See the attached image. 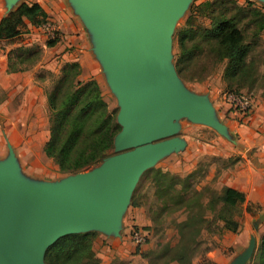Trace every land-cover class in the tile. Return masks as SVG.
<instances>
[{
	"label": "water",
	"instance_id": "obj_1",
	"mask_svg": "<svg viewBox=\"0 0 264 264\" xmlns=\"http://www.w3.org/2000/svg\"><path fill=\"white\" fill-rule=\"evenodd\" d=\"M16 0H7L10 10ZM93 38V51L119 101L114 153L62 180L23 174L12 146L0 159V264H45L60 237L101 229L119 234L140 175L177 152V120L211 125L227 136L207 97L190 93L168 63L173 24L188 0H69ZM251 240L233 264H246Z\"/></svg>",
	"mask_w": 264,
	"mask_h": 264
},
{
	"label": "rangeland",
	"instance_id": "obj_2",
	"mask_svg": "<svg viewBox=\"0 0 264 264\" xmlns=\"http://www.w3.org/2000/svg\"><path fill=\"white\" fill-rule=\"evenodd\" d=\"M201 1L203 0H188L184 10L174 21L168 52L170 66L174 65L178 53L177 33L183 28L190 6ZM247 1H252L254 6L264 11V0H237L239 4H245ZM21 2L36 1L16 0L14 6L8 10L7 0H0V19ZM196 23L206 26L209 21L205 18H198ZM15 24H17L16 33L11 37L0 39V52L8 54L19 46H26L40 48V58H43L45 54L50 56L51 53H54L55 55V52H52V47H46V49L41 46V44L46 43L48 36L39 27L28 26L26 19L15 22L14 18H11L10 25ZM247 38L250 39L249 32H247ZM204 50L207 51V48L204 47ZM250 57L253 59L254 68L256 66L258 70V75L252 83L245 81L242 85L241 82L238 89H235L236 86H233L232 89L227 86L222 77L223 63H218L214 68H211L212 60L206 52L192 60L189 69L183 74L184 78H180L181 84L190 93L207 97L215 109V115L219 121L230 122L233 116H231V109L229 108L230 103L227 101L229 93L241 90L251 93L255 102L264 101L262 86L264 77V30L256 38V44ZM63 64L59 63V67H55L57 71L53 74L45 69H40L36 73L37 76L41 75V78L44 79L38 83V97L37 93L33 92L38 103H20L24 96L23 91L13 90L12 92L11 90L0 89V159L7 157V143L11 146L13 144L16 146L26 144L23 149L26 168L40 177L37 178V181L55 182L71 174L60 172L54 162L47 158L42 151L43 143L49 133L46 91L52 87ZM84 71V76H81L83 81L90 78L95 79L108 110L115 109L118 113V98L109 86L101 66L98 67L95 61L90 62L88 60L85 62ZM190 74H199L201 77L191 79ZM177 123L179 127L175 136L183 140L181 147L183 150L160 156L153 166L140 175L122 213L119 234L116 235L101 229L94 230L96 235L91 247L94 257L99 260L100 264H113L116 260L117 262L114 264H163V261L170 257L169 253L163 258L164 260L153 259L154 253L164 245L174 246L178 243L181 236L180 224L190 215L206 220L204 223L196 221L195 226L190 230L193 237L199 241L198 245H194L197 248L194 254H189L190 264H233L235 259L245 251L251 240L254 239V250L246 262V264H252L259 237L264 231L262 206L246 202L245 194L238 193V191L229 196L233 201H237L235 218L237 226L232 231L223 229L221 222L216 219L213 212L207 207H202L200 202H206L212 195L216 196L226 186L224 172L231 169L235 170V165L239 161L248 162L247 164L254 161L258 156L254 155L253 152L258 151V148L245 147L242 143L234 145L237 141V133H233L228 128L225 137L215 127L201 122H191L185 117L179 118ZM261 148L260 150H263L264 146L261 145ZM113 153L112 149L110 155ZM156 169L169 172L180 178L189 175L187 180L190 185L189 191L187 194L182 190L181 192L184 197L186 196V199L198 198L197 202L193 204L192 212H188L184 206L174 209L176 204L174 192L167 191L162 194L161 190L157 189ZM233 177L236 184L248 181L243 172H239ZM168 182L163 181L160 185H167ZM179 188L180 184H177L175 189ZM193 189L198 192L194 193ZM164 198L168 199L167 208L163 206ZM198 223L200 226L195 230ZM132 229L138 230L144 235L142 244H135L132 240L130 236ZM187 234H190L189 231ZM166 264L180 263L169 261Z\"/></svg>",
	"mask_w": 264,
	"mask_h": 264
},
{
	"label": "trees",
	"instance_id": "obj_3",
	"mask_svg": "<svg viewBox=\"0 0 264 264\" xmlns=\"http://www.w3.org/2000/svg\"><path fill=\"white\" fill-rule=\"evenodd\" d=\"M253 4L252 1L239 4L237 0H203L192 4L183 28L177 33L178 53L174 67L178 76L183 79V74L189 69L192 60L206 52L212 60L211 68L218 63L224 64L222 77L229 88L236 86L235 89H238L241 82L242 85L245 81L254 82L258 70L256 66L254 68L250 56L256 38L264 30V11ZM11 18H14L15 22L26 19L37 28L48 20V15L38 2H21L0 19V39L16 33L17 24L10 25ZM198 18L207 19L208 25L196 23ZM247 32L250 39L247 38ZM58 39L59 32L55 38L48 39L45 45L52 47ZM40 56L41 49L38 47L19 46L7 54V72L26 70L35 64ZM80 73L78 62H65L52 87L46 91L49 133L42 151L62 173H76L100 163L110 155L114 137L120 130L116 121L117 111L108 110L97 81L93 78L82 81L79 78ZM200 77L199 74H190L191 79ZM262 86L264 90V77ZM233 92L238 93L241 90ZM188 176L180 178L160 169L155 170L157 189L161 190L162 194L167 191H173L175 194L176 204L173 208L184 206L188 212H192L193 204L198 198L186 199L181 192L182 190L187 194L189 191ZM163 181L168 182L167 185H160ZM177 184H180L179 189H175ZM196 192L198 191H194ZM235 193V190L224 186L216 196H210L206 202L198 201L202 207H207L213 212L223 229L232 231L237 226V201H233L229 196ZM167 204L166 198L163 206L167 208ZM196 221L204 223L206 220L190 215L180 224L181 236L178 243L174 246L164 245L154 253L153 259L161 260L169 253L170 257L163 259V264L169 261L190 264L189 254L193 255L197 249L194 245L199 244L190 232ZM199 223L195 230L200 226ZM187 231L190 234H187ZM95 235L94 231H88L60 237L46 249L45 264H100L91 247ZM116 262L117 260L114 261ZM252 264H264V231L259 237Z\"/></svg>",
	"mask_w": 264,
	"mask_h": 264
},
{
	"label": "crops",
	"instance_id": "obj_4",
	"mask_svg": "<svg viewBox=\"0 0 264 264\" xmlns=\"http://www.w3.org/2000/svg\"><path fill=\"white\" fill-rule=\"evenodd\" d=\"M35 1L47 13L48 20L57 27L60 40L52 46V52H55V55L54 53H51L50 56L49 54H45L34 65L23 71L7 72V53L0 52V89L3 88L12 92L13 90H17V92L23 91L24 96L20 103H38L36 98L39 95V87L37 86L38 83L44 80L41 78V75H36L40 69L48 70L53 74L57 71L55 67H59V63L78 62L82 70L79 78L83 81L84 79L81 76H84L86 61H95L98 67H100V62L93 51L92 35L80 15L75 12L70 1ZM28 26L34 27L31 24ZM41 46L43 48L47 47L45 44H41ZM33 92L37 93V97L33 96ZM256 103L254 110L248 117L243 118L232 113L231 116L233 117L230 122L221 121L230 131L237 133V141H235L234 145L242 143L245 147L258 148V151L253 152L254 155L258 156L254 161L250 162V164L239 161L235 165V170H228L223 173V176L226 178V187L245 194L246 202L258 204L262 206L264 211V149L260 150L262 149L261 145L264 146V101H257ZM12 146L20 167L22 165L21 170L23 174L34 179L40 178L32 170L26 168L23 151L26 144L23 143L22 146L13 144ZM239 172L245 173L248 178L247 182H238V184L234 182L233 175Z\"/></svg>",
	"mask_w": 264,
	"mask_h": 264
},
{
	"label": "built area",
	"instance_id": "obj_5",
	"mask_svg": "<svg viewBox=\"0 0 264 264\" xmlns=\"http://www.w3.org/2000/svg\"><path fill=\"white\" fill-rule=\"evenodd\" d=\"M39 28L46 33L48 39L55 38L58 35V29L51 21L47 20ZM227 101L230 103L231 114L233 113L243 118L248 117L252 113L256 104L252 94L245 91L229 93ZM130 236L135 244L140 245L144 242V235L138 230L132 229Z\"/></svg>",
	"mask_w": 264,
	"mask_h": 264
}]
</instances>
